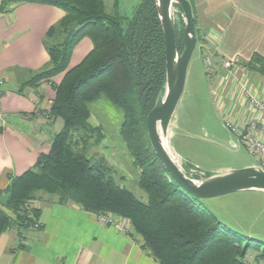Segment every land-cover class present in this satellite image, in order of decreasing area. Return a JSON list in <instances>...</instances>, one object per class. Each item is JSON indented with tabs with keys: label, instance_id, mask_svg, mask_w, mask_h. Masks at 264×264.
<instances>
[{
	"label": "trees",
	"instance_id": "obj_1",
	"mask_svg": "<svg viewBox=\"0 0 264 264\" xmlns=\"http://www.w3.org/2000/svg\"><path fill=\"white\" fill-rule=\"evenodd\" d=\"M19 3L65 12L44 40L48 64L21 86L37 88L43 80L62 76L59 83H51L54 98L47 112L60 129L49 152L40 154L33 168L0 192L7 196L5 210L0 209V234L15 227L21 237L34 229L41 211L30 203L43 193L95 217L110 214L125 220L128 234L158 264H246L254 240L227 228L211 210L198 207L197 199L166 172L148 140L147 117L166 82L165 39L156 1L141 0L131 18L118 14L119 0H114L112 14L106 12L103 0H3L0 14ZM180 20L176 45L181 52L184 22ZM85 38L93 49L70 68L73 52ZM102 96L124 113L120 135L140 172L146 203L119 186L105 162L87 157L89 142L104 139L101 129L90 123V105Z\"/></svg>",
	"mask_w": 264,
	"mask_h": 264
},
{
	"label": "crops",
	"instance_id": "obj_2",
	"mask_svg": "<svg viewBox=\"0 0 264 264\" xmlns=\"http://www.w3.org/2000/svg\"><path fill=\"white\" fill-rule=\"evenodd\" d=\"M189 1L201 40L197 45L199 53L195 59L193 54L195 61H190L187 75L198 76L202 95L206 94L205 103L224 127L226 121L239 125L240 133H228L231 140L235 136L248 150L241 138L246 121L262 117L244 92L264 103V0ZM64 15L57 7L36 3L12 4L6 13L0 14V192L6 190L13 178L33 168L40 154L50 150L40 113L32 116L38 108L37 93L33 88L21 86L48 64L44 40ZM92 49V41L83 39L73 52L70 68ZM206 56L212 59L213 72L206 69ZM255 58L261 63H252ZM226 60L238 65L226 68L223 64ZM58 79L54 82L59 83L62 76ZM50 104L43 102L39 107L48 110ZM173 120L171 140L175 135ZM173 148L184 160L174 145ZM256 160L258 166L260 160ZM192 175L198 176L196 172ZM32 206L41 211L40 227L22 232L21 237L15 227L0 234V264H158L142 249L140 241L98 222L94 214L75 204H60L45 196ZM260 253L247 256L246 264H264Z\"/></svg>",
	"mask_w": 264,
	"mask_h": 264
},
{
	"label": "rangeland",
	"instance_id": "obj_3",
	"mask_svg": "<svg viewBox=\"0 0 264 264\" xmlns=\"http://www.w3.org/2000/svg\"><path fill=\"white\" fill-rule=\"evenodd\" d=\"M140 1L119 0L118 14L124 18H131ZM103 2L107 13L115 12L114 0H103ZM175 19L176 23L180 24L181 18L176 16ZM198 51L197 48L194 52V59ZM191 61H195L193 56ZM194 74L187 75L184 93L173 116L174 127L172 125L175 135L171 142L184 157L186 170L192 168L196 170L198 177H206L228 170L256 166V158L236 140L235 136L231 140L220 118L205 103L206 94L202 95L198 76ZM56 79L59 80L58 76L43 80L39 87L33 88L37 93L39 103L32 116L40 113L39 119L43 121V126L46 128L44 137L48 144L59 131L60 123L49 119L48 110L45 108V113H43L39 104L45 102L48 106L49 102L53 101L49 99V95L53 92L50 91L52 90L51 83H55ZM41 95L43 98H40ZM90 110V123L101 129L104 139L97 144L95 140L89 142L87 157L93 162H105L111 168L116 183L146 203L148 196L139 187L140 172L134 166L133 159L120 135L124 113L104 96L91 104ZM75 137L79 136L75 135ZM232 143H236V146ZM45 196L52 200L58 199L56 196L38 193L36 200ZM6 198L5 194L0 195V209H4ZM33 202L30 204L33 205ZM195 204L202 209L214 210L219 216L218 219L227 228L253 239L254 241L249 244L247 256H254L259 251H264V192H238L212 199L197 200ZM237 226L244 228L252 226V228L238 229Z\"/></svg>",
	"mask_w": 264,
	"mask_h": 264
},
{
	"label": "water",
	"instance_id": "obj_4",
	"mask_svg": "<svg viewBox=\"0 0 264 264\" xmlns=\"http://www.w3.org/2000/svg\"><path fill=\"white\" fill-rule=\"evenodd\" d=\"M165 39L166 82L148 114L146 131L156 157L169 176L197 200L212 199L238 192H264V169L251 166L206 177H194L174 150L170 125L184 93L187 71L198 45L194 13L189 0H155ZM184 20V47L176 45V19ZM200 170V169H199Z\"/></svg>",
	"mask_w": 264,
	"mask_h": 264
},
{
	"label": "built area",
	"instance_id": "obj_5",
	"mask_svg": "<svg viewBox=\"0 0 264 264\" xmlns=\"http://www.w3.org/2000/svg\"><path fill=\"white\" fill-rule=\"evenodd\" d=\"M206 69L209 72H213V63L210 56H206L204 59ZM224 66L226 68H233L238 65L234 61H224ZM245 96L249 99L250 103L254 108L261 114L262 120L259 118L249 119L245 124V132L241 134L243 142L246 144L248 150L260 160L258 165L264 169V103L257 97L250 95L248 92H244ZM225 128L230 134L240 133L239 125L232 121L225 122ZM98 222L107 225L113 226L124 233L129 231V223L121 218H117L110 214H100L96 216ZM39 228V224H36L34 229Z\"/></svg>",
	"mask_w": 264,
	"mask_h": 264
}]
</instances>
